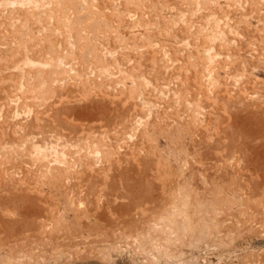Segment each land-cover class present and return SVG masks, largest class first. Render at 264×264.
Segmentation results:
<instances>
[{
	"label": "rangeland",
	"instance_id": "obj_1",
	"mask_svg": "<svg viewBox=\"0 0 264 264\" xmlns=\"http://www.w3.org/2000/svg\"><path fill=\"white\" fill-rule=\"evenodd\" d=\"M0 264H264V0H0Z\"/></svg>",
	"mask_w": 264,
	"mask_h": 264
},
{
	"label": "bare ground",
	"instance_id": "obj_2",
	"mask_svg": "<svg viewBox=\"0 0 264 264\" xmlns=\"http://www.w3.org/2000/svg\"><path fill=\"white\" fill-rule=\"evenodd\" d=\"M30 2H31V0H29ZM57 1V0H56ZM57 2H55V4H56ZM13 4V3H12ZM35 4V3H34ZM58 4V3H57ZM56 4V5H57ZM60 4V3H59ZM48 5V4H47ZM51 5H53V4H51ZM61 7H63V6H61ZM56 9H57V7H55ZM59 8V7H58ZM55 9V10H56ZM60 9H62V8H60ZM70 38V37H69ZM211 50V49H210ZM104 52V51H103ZM104 53H107V51L106 52H104ZM208 53H209V49H208ZM108 54V53H107ZM110 54V53H109ZM32 62V61H31ZM26 64V63H25ZM27 64H29V62L27 61ZM30 64H32L33 66L32 67H34V65H35V62H34V64L33 63H30ZM41 65V64H40ZM21 66V65H20ZM25 66H27V65H25ZM46 66V65H45Z\"/></svg>",
	"mask_w": 264,
	"mask_h": 264
}]
</instances>
